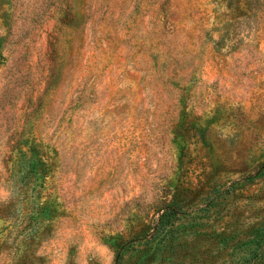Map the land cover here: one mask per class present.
<instances>
[{
  "label": "rangeland",
  "instance_id": "rangeland-1",
  "mask_svg": "<svg viewBox=\"0 0 264 264\" xmlns=\"http://www.w3.org/2000/svg\"><path fill=\"white\" fill-rule=\"evenodd\" d=\"M263 164L264 0H0V264H113L233 182L247 224Z\"/></svg>",
  "mask_w": 264,
  "mask_h": 264
},
{
  "label": "trees",
  "instance_id": "trees-1",
  "mask_svg": "<svg viewBox=\"0 0 264 264\" xmlns=\"http://www.w3.org/2000/svg\"><path fill=\"white\" fill-rule=\"evenodd\" d=\"M262 172L264 164L246 180H253ZM233 185L234 182L223 189H216L214 194L201 204L188 205L186 208L175 202L163 205L147 233L119 245L113 264H121L124 253L132 242L141 239L149 244L154 253L165 252L168 257L185 251L193 254L196 250V257H191L188 264L264 262V210L247 224L241 222L235 224L238 218H232L234 209L231 213H228V210L225 213H214V208L227 202L232 196L234 191L230 188H234ZM195 241H200L199 248H193L192 243ZM169 263L173 264L172 261Z\"/></svg>",
  "mask_w": 264,
  "mask_h": 264
}]
</instances>
